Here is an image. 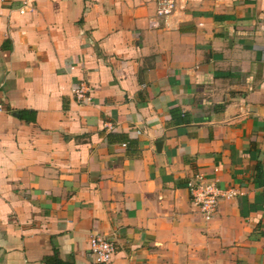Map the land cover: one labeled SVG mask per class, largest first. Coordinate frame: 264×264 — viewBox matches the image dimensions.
Segmentation results:
<instances>
[{"label":"crops","instance_id":"crops-1","mask_svg":"<svg viewBox=\"0 0 264 264\" xmlns=\"http://www.w3.org/2000/svg\"><path fill=\"white\" fill-rule=\"evenodd\" d=\"M174 1L0 0V264H264V0Z\"/></svg>","mask_w":264,"mask_h":264},{"label":"built area","instance_id":"built-area-1","mask_svg":"<svg viewBox=\"0 0 264 264\" xmlns=\"http://www.w3.org/2000/svg\"><path fill=\"white\" fill-rule=\"evenodd\" d=\"M156 17H167L175 9L174 0H157ZM150 26H156L154 22H150ZM89 87L80 82L73 88V94L77 103H85L89 100ZM3 106L0 103V111ZM216 180L206 181L202 174H196L194 180L188 183L192 203L198 208L203 218L209 221L215 215L218 209L220 199H229L236 195L233 190H223L216 184ZM89 253L93 261L97 264H107L111 261L116 252L115 243L106 240L100 235H91L88 240Z\"/></svg>","mask_w":264,"mask_h":264},{"label":"trees","instance_id":"trees-1","mask_svg":"<svg viewBox=\"0 0 264 264\" xmlns=\"http://www.w3.org/2000/svg\"><path fill=\"white\" fill-rule=\"evenodd\" d=\"M22 114V115H21ZM19 117H21L22 116V118H23V116H24V114L23 113H19V114H17Z\"/></svg>","mask_w":264,"mask_h":264}]
</instances>
